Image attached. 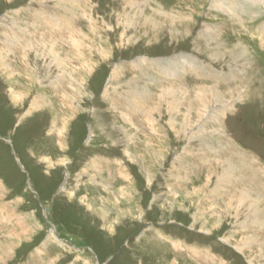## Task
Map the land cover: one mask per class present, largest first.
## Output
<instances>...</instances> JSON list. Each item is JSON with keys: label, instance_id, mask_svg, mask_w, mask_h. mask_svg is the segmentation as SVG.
Segmentation results:
<instances>
[{"label": "rangeland", "instance_id": "rangeland-1", "mask_svg": "<svg viewBox=\"0 0 264 264\" xmlns=\"http://www.w3.org/2000/svg\"><path fill=\"white\" fill-rule=\"evenodd\" d=\"M263 26L252 0H0V264H264Z\"/></svg>", "mask_w": 264, "mask_h": 264}, {"label": "bare ground", "instance_id": "bare-ground-1", "mask_svg": "<svg viewBox=\"0 0 264 264\" xmlns=\"http://www.w3.org/2000/svg\"><path fill=\"white\" fill-rule=\"evenodd\" d=\"M252 1H254V2H261V3H263L264 4V0H252ZM262 31H263V33H264V26L262 27ZM74 44H76L75 42H73ZM95 66V65H94ZM98 69V68H97ZM37 76V75H36ZM63 81V80H62ZM62 81L61 82H59L60 84H62ZM40 86V85H39ZM33 89H35V88H33ZM36 90V89H35ZM38 90V89H37ZM41 92V91H40ZM9 93V92H8ZM36 93H37V91H36ZM41 96V95H40ZM34 104V103H33ZM32 104V105H33ZM35 106V105H34ZM17 115V114H16ZM33 116V115H32ZM19 118V117H18ZM47 150V149H46ZM49 163V162H48ZM59 166V165H58ZM133 182V181H132ZM65 194V193H64ZM175 217V216H174Z\"/></svg>", "mask_w": 264, "mask_h": 264}]
</instances>
